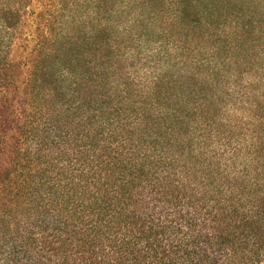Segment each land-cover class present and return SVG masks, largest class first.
Wrapping results in <instances>:
<instances>
[{
  "label": "trees",
  "instance_id": "1",
  "mask_svg": "<svg viewBox=\"0 0 264 264\" xmlns=\"http://www.w3.org/2000/svg\"><path fill=\"white\" fill-rule=\"evenodd\" d=\"M0 264H264V0H0Z\"/></svg>",
  "mask_w": 264,
  "mask_h": 264
},
{
  "label": "rangeland",
  "instance_id": "2",
  "mask_svg": "<svg viewBox=\"0 0 264 264\" xmlns=\"http://www.w3.org/2000/svg\"><path fill=\"white\" fill-rule=\"evenodd\" d=\"M36 35L34 15H27L23 19V23L21 25L20 38L16 40V45L13 47V55L17 56V53H22L25 48V43L26 45L28 44V47L30 48L31 45H33V39ZM16 59L17 58L14 57V60Z\"/></svg>",
  "mask_w": 264,
  "mask_h": 264
}]
</instances>
